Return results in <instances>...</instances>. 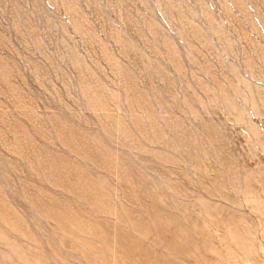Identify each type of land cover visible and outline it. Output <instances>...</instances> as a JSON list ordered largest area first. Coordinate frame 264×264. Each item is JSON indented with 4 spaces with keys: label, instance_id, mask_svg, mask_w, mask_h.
Returning a JSON list of instances; mask_svg holds the SVG:
<instances>
[{
    "label": "rangeland",
    "instance_id": "rangeland-1",
    "mask_svg": "<svg viewBox=\"0 0 264 264\" xmlns=\"http://www.w3.org/2000/svg\"><path fill=\"white\" fill-rule=\"evenodd\" d=\"M0 264H264V0H0Z\"/></svg>",
    "mask_w": 264,
    "mask_h": 264
}]
</instances>
